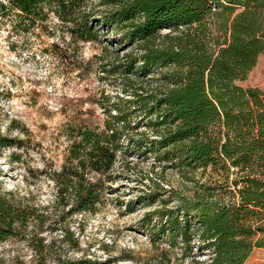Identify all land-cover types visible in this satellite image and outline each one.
Instances as JSON below:
<instances>
[{"label":"rangeland","instance_id":"obj_1","mask_svg":"<svg viewBox=\"0 0 264 264\" xmlns=\"http://www.w3.org/2000/svg\"><path fill=\"white\" fill-rule=\"evenodd\" d=\"M123 1H83L78 13L88 14L96 29L91 40L75 37L72 23L52 12L32 27L0 15V137L13 142L0 146V185L34 214L18 235L0 240V264L209 262L211 248L195 225L189 244L178 238L171 246L154 231L156 214L147 216L175 208L181 196L219 187L225 173L175 165L155 142V114L138 109L134 92L146 95L171 86L172 66L141 74L138 43L122 39L120 27L102 24V15ZM240 9L219 7L215 12L221 14L206 20L212 47L219 23ZM185 30L160 29L155 43ZM237 84L264 88V53ZM115 106L129 114L124 124H116L121 133L112 164L83 180L96 186L99 200L92 210L70 213L75 206L71 198L57 196L56 178L72 162L75 130L102 129L120 113ZM244 264H264V248H254Z\"/></svg>","mask_w":264,"mask_h":264},{"label":"trees","instance_id":"obj_2","mask_svg":"<svg viewBox=\"0 0 264 264\" xmlns=\"http://www.w3.org/2000/svg\"><path fill=\"white\" fill-rule=\"evenodd\" d=\"M83 1L0 0V15L32 27L52 12L72 23L75 37L95 39L89 15L78 13ZM219 7L241 9L219 23L212 47L205 22L221 14L215 12ZM101 22L120 27L122 39L138 43L141 74L172 66L171 86L146 95L136 90L133 100L145 115L155 114V142L164 156L180 167L210 166L225 173L219 187L208 186L191 198L179 197L175 208L148 213L158 219L154 231L171 246L178 238L189 244L195 225L211 248L208 264H244L254 248H264V88L242 87L237 81L247 77L264 53V0H124ZM180 27L186 30L166 34L162 45L155 43L160 29ZM130 69V64L124 68ZM115 107L120 113L102 129L75 130L72 162L56 178L57 196L71 198L75 206L70 213L92 210L99 200L96 186L83 180L86 173L112 164L121 133L116 124H124L129 114ZM12 145L0 137V146ZM33 215L0 185V240L18 235Z\"/></svg>","mask_w":264,"mask_h":264}]
</instances>
